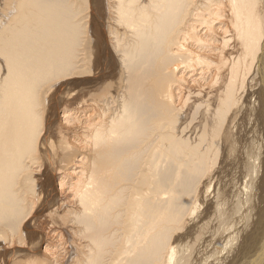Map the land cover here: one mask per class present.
Segmentation results:
<instances>
[{
    "label": "bare ground",
    "instance_id": "6f19581e",
    "mask_svg": "<svg viewBox=\"0 0 264 264\" xmlns=\"http://www.w3.org/2000/svg\"><path fill=\"white\" fill-rule=\"evenodd\" d=\"M0 264H264V0H0Z\"/></svg>",
    "mask_w": 264,
    "mask_h": 264
}]
</instances>
